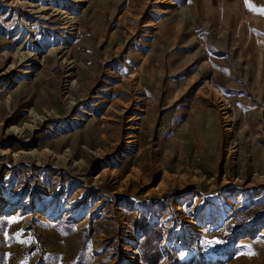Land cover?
<instances>
[{
	"label": "rangeland",
	"instance_id": "374dc122",
	"mask_svg": "<svg viewBox=\"0 0 264 264\" xmlns=\"http://www.w3.org/2000/svg\"><path fill=\"white\" fill-rule=\"evenodd\" d=\"M0 198V264H264V0H0Z\"/></svg>",
	"mask_w": 264,
	"mask_h": 264
},
{
	"label": "bare ground",
	"instance_id": "6f19581e",
	"mask_svg": "<svg viewBox=\"0 0 264 264\" xmlns=\"http://www.w3.org/2000/svg\"><path fill=\"white\" fill-rule=\"evenodd\" d=\"M74 1H82V0H74ZM217 90V89H216ZM218 92H219V90H218ZM217 92V93H218ZM225 117H227V121L229 120V116H225ZM132 128H134V125L132 126ZM15 129V128H14ZM230 128L227 126L226 128H225V130L227 131V130H229ZM17 130V129H16ZM133 137H134V135H133ZM134 140V139H133ZM1 199V198H0ZM3 207H5V208H3ZM8 210H11V206H10V204H0V211H8ZM207 221V220H206ZM191 224V228H190V230L188 231V232H186V234H184V235H182L181 237H180V240H181V242L182 241H187V240H189V239H191V238H195L194 236L196 235V232H198L199 231V229L197 228V227H199L200 225H202V221L201 220H191V222H190ZM193 240V239H192ZM131 253H134V250H131L130 251ZM130 256H132V254L130 255ZM130 263L131 264H136V263H138V260H136L135 258H133V257H131V261H130Z\"/></svg>",
	"mask_w": 264,
	"mask_h": 264
}]
</instances>
